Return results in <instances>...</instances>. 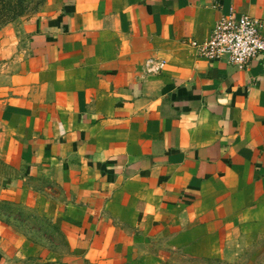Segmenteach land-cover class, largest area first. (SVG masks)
<instances>
[{"label":"crops","instance_id":"obj_1","mask_svg":"<svg viewBox=\"0 0 264 264\" xmlns=\"http://www.w3.org/2000/svg\"><path fill=\"white\" fill-rule=\"evenodd\" d=\"M232 12L264 24V0H44L1 52L0 264H193L264 235V54L196 47Z\"/></svg>","mask_w":264,"mask_h":264},{"label":"built area","instance_id":"obj_2","mask_svg":"<svg viewBox=\"0 0 264 264\" xmlns=\"http://www.w3.org/2000/svg\"><path fill=\"white\" fill-rule=\"evenodd\" d=\"M264 24L249 15L231 13L220 18L213 27L210 38L196 45L199 55L210 61H219L240 70L264 54ZM165 61L150 58L145 68L148 74H160Z\"/></svg>","mask_w":264,"mask_h":264},{"label":"rangeland","instance_id":"obj_3","mask_svg":"<svg viewBox=\"0 0 264 264\" xmlns=\"http://www.w3.org/2000/svg\"><path fill=\"white\" fill-rule=\"evenodd\" d=\"M43 2L44 0H0V95L6 92L3 90L4 82L10 76V63L16 56H11L9 52L7 58H2V49L22 46L25 41L23 25L38 13ZM8 171L9 166L0 160V173ZM20 215L25 216L22 213ZM193 264H264V235L248 243L240 242L229 251L226 259L198 260L193 261Z\"/></svg>","mask_w":264,"mask_h":264}]
</instances>
